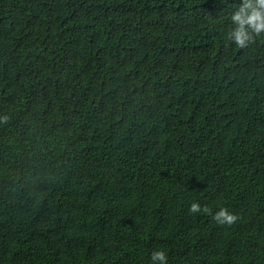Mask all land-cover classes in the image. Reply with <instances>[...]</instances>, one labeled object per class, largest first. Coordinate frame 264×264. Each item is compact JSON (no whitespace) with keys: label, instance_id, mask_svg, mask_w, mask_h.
I'll use <instances>...</instances> for the list:
<instances>
[{"label":"trees","instance_id":"trees-1","mask_svg":"<svg viewBox=\"0 0 264 264\" xmlns=\"http://www.w3.org/2000/svg\"><path fill=\"white\" fill-rule=\"evenodd\" d=\"M241 3L0 0V264H264V34L227 38Z\"/></svg>","mask_w":264,"mask_h":264},{"label":"clouds","instance_id":"clouds-1","mask_svg":"<svg viewBox=\"0 0 264 264\" xmlns=\"http://www.w3.org/2000/svg\"><path fill=\"white\" fill-rule=\"evenodd\" d=\"M232 30L227 34V38L239 48H246L255 42V37L264 34V0H242L241 6L232 16ZM8 117L0 118V123H7ZM209 213L207 207L201 208L199 203H192L189 208L191 214L199 212ZM212 219L221 226L231 227L239 220L226 207H221L218 212L212 215ZM153 262L168 264V258L164 251H154L151 254Z\"/></svg>","mask_w":264,"mask_h":264}]
</instances>
